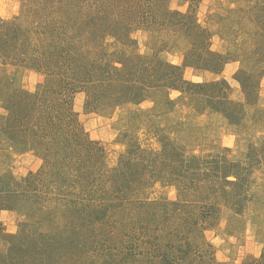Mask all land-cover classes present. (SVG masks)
Here are the masks:
<instances>
[{
    "label": "rangeland",
    "instance_id": "374dc122",
    "mask_svg": "<svg viewBox=\"0 0 264 264\" xmlns=\"http://www.w3.org/2000/svg\"><path fill=\"white\" fill-rule=\"evenodd\" d=\"M0 22V264H264V0Z\"/></svg>",
    "mask_w": 264,
    "mask_h": 264
},
{
    "label": "trees",
    "instance_id": "16d2710c",
    "mask_svg": "<svg viewBox=\"0 0 264 264\" xmlns=\"http://www.w3.org/2000/svg\"><path fill=\"white\" fill-rule=\"evenodd\" d=\"M3 24V23H2ZM1 24L0 22V51L3 49L4 45L3 43L6 42V40L10 37V28H7L4 30L3 25ZM7 23H5L6 25ZM139 93V91H138ZM136 95H139V94H136ZM136 98V97H135ZM134 99V98H133ZM226 178V177H225ZM226 183H235V181H228V180H225ZM51 249V246L50 248Z\"/></svg>",
    "mask_w": 264,
    "mask_h": 264
}]
</instances>
